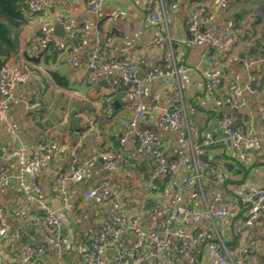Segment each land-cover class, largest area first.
Returning <instances> with one entry per match:
<instances>
[{
	"label": "crops",
	"instance_id": "1",
	"mask_svg": "<svg viewBox=\"0 0 264 264\" xmlns=\"http://www.w3.org/2000/svg\"><path fill=\"white\" fill-rule=\"evenodd\" d=\"M150 1L103 0L96 12L90 10V0H47L48 5L38 8L27 2L17 50L8 61L1 60L3 65L22 63L34 69L37 79L18 84L15 95L3 104L7 120L0 123V170L17 172L21 161L7 158L6 151L20 147L31 156L43 154V162L37 179L26 177V186H20L14 177L2 183V264H85L89 244L103 240L116 227L112 220L116 212L139 214L141 230L122 232L104 251L103 264H115L114 256L122 248L128 252L121 264H145L149 260L148 234L161 227L162 207L170 199L173 184L164 174H155L157 161L136 155V135L129 123L137 102L145 107L147 117L136 122L135 131L162 141V162L187 158L176 172L175 184L182 183L195 164L207 162L214 171L213 179L195 180L183 194L182 205L201 209L205 200H216L219 193L230 201L228 211L232 215L200 219V242L186 249L176 240L172 242L167 250L171 264H183L185 251L194 257L195 264H219L213 247L220 243L229 259L262 264L264 209L256 208L250 200L242 201V197L264 186V61L253 59L249 53L250 40L260 37L264 29V0H159L164 8L159 22L150 17ZM203 17L209 20L200 28H210L211 37L194 40L188 30L189 21L199 23ZM56 24L63 25V36L57 33ZM43 25L65 42L66 49L58 50L43 36ZM84 25L88 29L76 39L74 34ZM95 27L111 36L102 62L116 57L134 64L128 76L143 82L140 95L132 96L124 90L120 71L95 76L88 70ZM227 31L236 36L237 42L220 50L215 42ZM244 34L249 37L241 39ZM163 35L172 39L170 48L158 43ZM241 54L244 70L239 66ZM181 57L190 68L186 78L172 75ZM247 61L251 62L249 67L245 66ZM209 66L229 75L242 106L234 108L224 102L228 95L224 85L215 96L206 90L202 70ZM249 72L255 76L252 91L244 89ZM52 73H57L66 85L57 83ZM4 94V77L0 74V99ZM217 99L222 103L216 104ZM179 103L184 107L182 124L171 127L157 120L165 109ZM53 112L57 120L45 127L44 122ZM64 115L66 121L62 120ZM91 119L96 127L88 130ZM212 120L216 121L215 129L206 133ZM219 121L251 130L249 156L234 149ZM43 144L51 146L50 152L39 153ZM196 144L198 147L193 146ZM109 156L114 159L113 169L105 166ZM218 160L225 167L217 164ZM84 162L89 166L82 181L69 183L66 195L57 196L53 185L58 176ZM34 184L40 186V192L32 190ZM91 188L97 192L85 199V192ZM233 188L238 191L236 195L231 192ZM110 193L115 198L107 200ZM46 210L60 221V248L46 227ZM187 229L194 230L190 224ZM29 245L41 246L43 254L30 259Z\"/></svg>",
	"mask_w": 264,
	"mask_h": 264
},
{
	"label": "built area",
	"instance_id": "2",
	"mask_svg": "<svg viewBox=\"0 0 264 264\" xmlns=\"http://www.w3.org/2000/svg\"><path fill=\"white\" fill-rule=\"evenodd\" d=\"M103 0H90V10L96 12L101 6ZM28 4L32 8H38L40 6L48 5L47 0H27ZM150 17L153 21L159 22L161 17V11L164 8L159 0H151L149 5ZM208 17H203L198 23L196 20L191 19L188 24V30L194 40H206L211 37L210 28L201 29V24L208 22ZM88 29L87 25L82 26L74 35L78 39L85 30ZM41 32L58 50L66 49V44L62 39H59L55 35L51 34L46 25H43ZM158 43L164 47H171L172 39L168 35L160 36L157 39ZM237 42L236 36L227 31L224 35L218 38L215 42L216 48L220 50H227L231 48ZM111 36L104 35L98 27H95V41L92 49L89 52L87 59V68L93 72L95 76H99L103 72L107 71H120L123 74L122 86L124 90L132 96H138L143 91V82L139 79H132L128 75L135 68L134 64L125 62L120 58H113L108 62H102L107 50L110 47ZM261 61H264V50L260 57ZM251 62L245 63L246 67H249ZM190 68L186 66L183 57L175 65L172 70V75H181L186 78ZM0 74L4 77V99H0V123L7 120V116L3 107L6 100L11 99L15 95L16 86L18 84L32 83L37 79L36 71L24 66L22 63H6L2 66ZM203 78L206 81V90L215 96L217 89L224 85L228 95L225 97L226 103L236 108L243 105L239 92L236 90V85L230 81L229 75L222 72L219 68L209 66L202 70ZM255 81V76L249 72L248 80L244 85V89L252 91V83ZM221 100H216V104H221ZM147 117V110L140 103L137 102L134 105L133 114L130 119V127L136 135V155L148 156L158 162V167L155 170L156 175H166L169 181L173 184V189L170 195L168 203L162 207L163 221L158 231H153L148 234V257L149 260L145 264H171L167 258V250L174 240L179 242L181 246L186 249L192 245L197 244L203 237L202 231L199 229L200 219L202 217H215L217 219H223L226 216L232 215L228 209L230 207V201L227 199L224 193L217 194L216 200H205L203 208L199 209L192 206L182 205V196L187 192L195 180L214 178L213 169L207 162H201L195 164L194 170L189 174H186L184 180L180 184H175L174 179L178 168L183 165L187 158L185 156L177 157L176 159L164 164L162 162L164 157L163 143L159 139H149L139 131H135V125L138 120H145ZM67 117H62L63 121H66ZM160 123H164L168 126L175 127L182 124L185 121L183 104L179 103L172 108L165 109L157 119ZM223 131L229 138L232 146L235 150L243 152L249 156L250 151L247 143L250 140L251 130L246 129L238 125L237 123L224 124V121H219ZM96 121L90 120L88 130L95 129ZM186 136V132H183V138ZM121 142L123 139L121 138ZM187 144V142H186ZM198 147V144L193 145ZM51 146L43 144L39 147L40 152H50ZM6 157H16L21 161V165L17 172H11L5 169L0 170V192L3 191L2 183L6 178L14 177L18 180L20 186H26V177L29 176L32 179H37L40 174V168L43 162V154H35L33 156L28 155L23 147H20L14 151L7 150ZM89 166V162H84L79 165H73L68 172L61 173L56 182L53 185V190L57 196L63 197L66 195L67 185L69 183H76L82 181L85 172ZM105 166L107 169L114 168V159L107 157ZM32 190L40 192L39 185H31ZM96 188H91L85 192L84 197L88 199L95 195ZM232 194L238 193L237 189L231 190ZM107 200L115 198V195L110 193L105 197ZM243 200H250L254 202L256 208L264 209V186L255 192H246L242 197ZM219 202V203H218ZM45 224L48 229L51 230L55 244L58 248L62 245V237L60 233V221L54 216L51 210L45 211ZM112 220L115 222L116 227L110 229L106 237L101 241H93L89 244L84 256L85 264H103L102 255L104 251L115 244V240L124 231L139 232L140 215L135 213L131 215H125L121 212H116L112 215ZM190 224L194 230L187 229V225ZM44 252V249L38 245H29L27 247V256L30 259L40 257ZM128 249H120L114 256L115 264H121L123 258L127 255ZM213 253L216 256L219 264H245L241 259H229L227 256V250L223 244H216L213 247ZM183 264H195L194 257L188 252H183ZM0 264L1 261H0ZM262 264H264V259Z\"/></svg>",
	"mask_w": 264,
	"mask_h": 264
},
{
	"label": "trees",
	"instance_id": "3",
	"mask_svg": "<svg viewBox=\"0 0 264 264\" xmlns=\"http://www.w3.org/2000/svg\"><path fill=\"white\" fill-rule=\"evenodd\" d=\"M26 5L27 0H0V59L4 61H8L12 53H15L17 50V35L24 22V15L27 10ZM254 33L255 31L252 34ZM248 37L244 34L241 36V39ZM262 40H264V29L260 37L250 40L249 53L253 55V59L254 57H261L264 50V42ZM52 76L61 86L66 85L57 73H52ZM253 85L254 82L252 83V87ZM165 177L167 176L165 175Z\"/></svg>",
	"mask_w": 264,
	"mask_h": 264
},
{
	"label": "water",
	"instance_id": "4",
	"mask_svg": "<svg viewBox=\"0 0 264 264\" xmlns=\"http://www.w3.org/2000/svg\"><path fill=\"white\" fill-rule=\"evenodd\" d=\"M55 28H56V30H57V33H58L60 36H63V35L65 34V30H64L63 25H61V24H56V25H55ZM239 58H240V61H239L240 64H239V66L243 69V67H242V66H243L242 63H243V60H244V56L241 54ZM2 65H3V61L0 59V70H1V68H2ZM243 70H244V69H243ZM57 118H58V116H57V114H55L54 112L51 113V114H49L47 120L44 122V126H45V127L50 126L53 122H55V121L57 120ZM215 122H216L215 120H212L211 124L209 125V128H207V130L205 131L206 133L211 132V131H209L210 128H211V130H212V129H215ZM212 131H213V130H212ZM223 135L227 137V135H226L225 133H224ZM221 138H222V137H221ZM216 158L219 159V157H216ZM216 158H215V159H216ZM216 163L219 164V165H221L222 167H223V166L225 167L224 162H222L221 160L216 161Z\"/></svg>",
	"mask_w": 264,
	"mask_h": 264
}]
</instances>
